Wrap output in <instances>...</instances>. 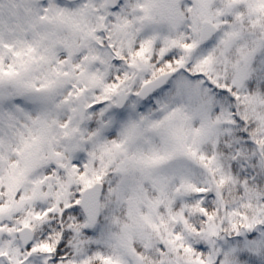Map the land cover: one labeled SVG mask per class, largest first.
<instances>
[{"label": "snow or ice", "instance_id": "1", "mask_svg": "<svg viewBox=\"0 0 264 264\" xmlns=\"http://www.w3.org/2000/svg\"><path fill=\"white\" fill-rule=\"evenodd\" d=\"M0 264H264V0H0Z\"/></svg>", "mask_w": 264, "mask_h": 264}]
</instances>
